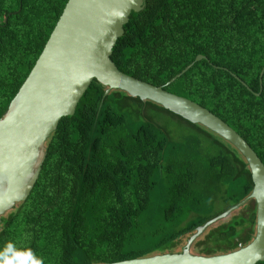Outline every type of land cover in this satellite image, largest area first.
<instances>
[{"label": "trees", "instance_id": "trees-1", "mask_svg": "<svg viewBox=\"0 0 264 264\" xmlns=\"http://www.w3.org/2000/svg\"><path fill=\"white\" fill-rule=\"evenodd\" d=\"M67 2L0 0V119ZM111 58L217 114L264 163V0H144ZM106 89L95 79L47 139L35 187L1 216L0 249L13 242L44 264L181 253L201 226L253 192L249 164L228 140L154 101ZM256 234L252 198L190 249L228 253Z\"/></svg>", "mask_w": 264, "mask_h": 264}, {"label": "water", "instance_id": "water-1", "mask_svg": "<svg viewBox=\"0 0 264 264\" xmlns=\"http://www.w3.org/2000/svg\"><path fill=\"white\" fill-rule=\"evenodd\" d=\"M144 0H68L44 50L0 119L1 216L27 198L47 157L46 141L63 117L73 115L92 82L151 100L200 123L232 143L246 158L254 180L251 195L210 219L181 253L157 254L100 264H257L264 261V163L252 146L226 121L201 104L121 71L113 49L133 11ZM205 58L197 57V61ZM193 63L171 79L176 81ZM263 76V72L261 77ZM254 198L257 234L247 245L217 255H197L190 247L215 222Z\"/></svg>", "mask_w": 264, "mask_h": 264}, {"label": "clouds", "instance_id": "clouds-1", "mask_svg": "<svg viewBox=\"0 0 264 264\" xmlns=\"http://www.w3.org/2000/svg\"><path fill=\"white\" fill-rule=\"evenodd\" d=\"M0 264H44L41 257L32 249H18L13 242H8L0 249Z\"/></svg>", "mask_w": 264, "mask_h": 264}]
</instances>
